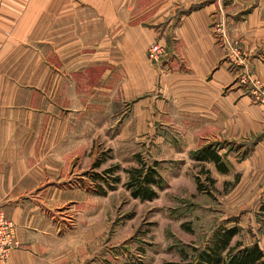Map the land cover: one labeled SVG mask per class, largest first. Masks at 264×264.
I'll return each mask as SVG.
<instances>
[{"label": "rangeland", "instance_id": "obj_1", "mask_svg": "<svg viewBox=\"0 0 264 264\" xmlns=\"http://www.w3.org/2000/svg\"><path fill=\"white\" fill-rule=\"evenodd\" d=\"M49 1L47 6L48 0H27L30 6L16 10L19 21H33L36 31L50 32L52 43L66 38L70 45L66 54L63 50L59 55L52 52L51 63L55 67L63 62L74 69L76 56L83 58L77 65L85 68L82 77L71 76L72 81L81 80L82 84L77 89L68 88L67 95L74 91L82 97L81 106H87L86 112L91 114L80 122L81 135L68 136L76 140V145L66 143V149L49 153L51 159L46 154L40 158L41 153L37 152L33 160V165H42L45 176L58 169L59 162L61 166L65 164L59 169L63 171L61 178H50L61 179L60 184L35 187L39 189L35 195L50 191L54 196V202L46 203L44 210L61 219V234L65 230L59 262L192 264L222 227L237 230L231 247L236 243L244 247L258 243L263 249L264 232L251 227L245 212L240 222L242 228H236L238 211L235 212L234 201L226 197L241 176L229 169L236 171L243 167L264 131L233 141L215 138L200 146L198 150L211 146L220 156L227 169L222 173L214 163H200L192 158L197 150H189V137L178 131L175 121L155 119L153 115L154 101L166 98L160 81L172 68V29L181 15L218 2L221 22L212 23V31L225 46L228 71L242 89L243 97L264 112V77L260 74V67L264 69V31L258 29H264V25H258L252 17L257 1L115 0L114 39L108 41V49L103 38L106 25L93 20L106 14L105 6L96 11L81 0ZM263 17L264 11L257 18ZM95 30L99 32L97 41L91 36ZM82 35L83 44L75 46V39ZM153 47L160 50L156 60L149 56ZM96 48H99L97 57L92 55ZM92 64L96 67L90 68ZM55 94L58 97L57 89ZM86 98L93 100L87 104ZM148 107L152 108L150 118L139 116V111ZM154 162L155 179L162 180L161 187L153 186L156 197L145 201L133 199L126 188L129 171L141 164L152 166ZM214 173L232 182L220 183ZM198 185L202 190H198ZM74 191L82 198L77 196L74 200ZM258 206L260 209L253 211L257 224L264 218V202L253 205ZM0 213L14 226L16 250L19 248L16 225L1 209Z\"/></svg>", "mask_w": 264, "mask_h": 264}, {"label": "crops", "instance_id": "obj_2", "mask_svg": "<svg viewBox=\"0 0 264 264\" xmlns=\"http://www.w3.org/2000/svg\"><path fill=\"white\" fill-rule=\"evenodd\" d=\"M256 1L253 21L264 25V17L257 18L264 11V0ZM81 2L96 11L103 6L107 8L105 15L100 14L101 19L93 20L106 25L103 38L107 40L108 49V41L114 39L115 0ZM119 2L123 3V0ZM217 5L220 6L219 2L198 7L178 19L171 32L172 68L160 81L166 98L154 101V118L175 121L178 131L189 137V150H198L211 139L233 141L249 133L264 131V112L243 97L242 89L233 81L224 60L225 46L212 31V23L221 22V9ZM27 6H30L27 0H0V209L15 223L19 244L8 257L7 264H61V236L65 230L62 229L61 234V219L44 210L46 203L54 202V196L50 191L35 195L39 190L35 187L45 183L60 184L61 179L50 178H61L63 171L59 169L65 164L61 166L59 162L58 169L45 176L42 165H33V160H36L37 152L43 158L45 154L48 157L51 152L66 149V143L71 145L76 141L68 136L81 135L80 122L89 119L91 114L86 112L87 106H81L84 105L82 97L74 91H69L68 96L67 89L80 87L82 81H72L71 76L82 77L85 68L77 66L83 60L77 56L74 69L63 62L59 67L51 63L52 52L59 55L63 50L66 54L70 45L66 38L52 43L50 32L36 31L33 21L28 20L31 24L20 22L16 10ZM98 34L97 30L91 32L96 41ZM83 37L75 39V46L83 44ZM95 51L92 55L99 56V48ZM106 52L109 55V51ZM108 74L109 71L106 73L109 82ZM260 74L264 77L263 66ZM107 87L109 89V84ZM55 89L58 97L54 95ZM106 97L108 101L109 91ZM86 100L89 104L93 98ZM151 111L148 107L138 114L147 119ZM29 162L33 167H28ZM229 171L241 173L226 197L234 201L235 212L238 211L236 228H242L240 222L246 215L251 220V227L261 228L264 232V218L257 224L253 213L260 207L253 205L264 202V135L243 167ZM214 174L220 183L232 182ZM72 194L74 200L77 196L82 198L76 191ZM55 209L57 211L58 207Z\"/></svg>", "mask_w": 264, "mask_h": 264}, {"label": "trees", "instance_id": "obj_3", "mask_svg": "<svg viewBox=\"0 0 264 264\" xmlns=\"http://www.w3.org/2000/svg\"><path fill=\"white\" fill-rule=\"evenodd\" d=\"M192 158L200 163L212 162L216 165L219 172H227L225 165L221 162L220 156L214 152L211 146H204L195 151ZM156 166L157 163L155 162L149 167L141 164V167L129 171L126 188L130 191L133 199L145 201L156 197L153 186L161 187L162 184L161 179H155L157 174L155 171ZM203 174L207 176V172ZM207 181L212 184L210 179ZM198 190H202L199 185ZM100 194H103V191ZM236 234L237 230L235 228L225 229L222 227L215 231L211 242L204 251L199 253L192 264H264V247L261 249L258 243H253L246 247L241 243H236L233 247L230 246V241ZM224 252L225 255L222 256Z\"/></svg>", "mask_w": 264, "mask_h": 264}, {"label": "built area", "instance_id": "obj_4", "mask_svg": "<svg viewBox=\"0 0 264 264\" xmlns=\"http://www.w3.org/2000/svg\"><path fill=\"white\" fill-rule=\"evenodd\" d=\"M160 55L158 47L150 50V58L156 60ZM16 248L14 242V226L0 213V264H7V259Z\"/></svg>", "mask_w": 264, "mask_h": 264}]
</instances>
